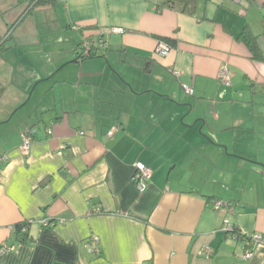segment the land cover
Returning a JSON list of instances; mask_svg holds the SVG:
<instances>
[{"label":"crops","instance_id":"crops-1","mask_svg":"<svg viewBox=\"0 0 264 264\" xmlns=\"http://www.w3.org/2000/svg\"><path fill=\"white\" fill-rule=\"evenodd\" d=\"M29 5L0 0L3 116L37 97L0 144V264H264V246L221 230L228 220L264 241V195L235 183L243 171L264 179V0H197L190 15L162 0ZM99 39L107 49L81 59L82 42ZM135 163L152 173L141 193Z\"/></svg>","mask_w":264,"mask_h":264},{"label":"built area","instance_id":"built-area-1","mask_svg":"<svg viewBox=\"0 0 264 264\" xmlns=\"http://www.w3.org/2000/svg\"><path fill=\"white\" fill-rule=\"evenodd\" d=\"M117 32H121V30H114ZM107 49V45L105 43L104 40L99 39L97 41H92V40H85L82 42V44L80 45V58L84 59V58H88L93 56V52L95 51V49ZM170 47L164 43V42H159L155 48V55L158 57H166L168 56L169 52H170ZM173 75L175 77H178L180 74L178 72H172ZM219 80L222 84L226 85V86H230L231 85V73L229 72L228 69L226 68H222L220 74H219ZM181 89L182 91L187 95V96H193L194 91L191 87L187 86V85H181ZM116 128H112L108 131L107 135L108 136H112L115 132ZM48 134H51L50 131H47ZM33 134L34 131L32 129H29L27 131H24L21 134V147H20V151L23 155H27L31 146V143L33 141ZM5 161V158H1L0 159V164H3V162ZM151 170L149 168H147L145 165H143L142 163H135L134 164V169H133V174L131 176V183L133 184V186L135 187V189L141 193L145 190L147 184L149 183L150 179H151ZM213 209L215 211H220L222 208L226 209L229 213H232V207H230V205L228 204H224L218 201L213 202ZM45 226L49 225L48 222L44 223ZM222 231L226 232L227 234L233 236L234 238L238 239L239 235L237 233H235V227L228 221L225 220L224 224L221 228ZM11 232L15 231L14 227L10 228ZM26 231V227L23 228L22 232ZM240 239L246 243L248 246H264V241L262 239V237L260 235L254 234L251 236H244L240 233ZM94 244H96V246L94 248H92L90 246V244H88L86 246L87 248V252L91 253V254H95L98 255L99 254V245H98V239L94 238ZM11 248H7L4 247L1 251L4 252L6 250H10ZM201 255L205 256V257H209L211 255V251L208 248L203 249V251H201ZM252 256L250 251L245 252L244 254V259L248 260L250 259V257Z\"/></svg>","mask_w":264,"mask_h":264},{"label":"rangeland","instance_id":"rangeland-1","mask_svg":"<svg viewBox=\"0 0 264 264\" xmlns=\"http://www.w3.org/2000/svg\"><path fill=\"white\" fill-rule=\"evenodd\" d=\"M36 98L37 97H33L29 103L25 104L24 102L22 105L14 109L9 115H6V117L3 116V113L5 112L7 107L10 106L11 97L2 98V100L0 101V144L2 143L5 135L10 134V132H13L14 130H16V128L21 127L23 123L30 122V117H28L30 113H28V111H33V103ZM256 102L258 104V107L256 106V112H262L264 109V97L259 98L258 100H256ZM260 121L262 120L257 118L256 123L260 124ZM246 168L248 170L252 169L253 171H255V168L251 165H247ZM232 172H234L233 168ZM238 174L241 175V177L239 179L237 178L238 176L236 177V185L242 186L243 190H246V192L254 190L255 194H258L260 196L264 195V179L255 177L248 171H243ZM237 180H241V182L238 184Z\"/></svg>","mask_w":264,"mask_h":264},{"label":"trees","instance_id":"trees-1","mask_svg":"<svg viewBox=\"0 0 264 264\" xmlns=\"http://www.w3.org/2000/svg\"><path fill=\"white\" fill-rule=\"evenodd\" d=\"M57 0H30V7H42L56 3ZM197 0H162V6L172 7L174 5L179 6L180 12L183 14H193L196 8ZM240 40L246 45L247 49L250 52L251 58L254 61L262 62L263 58L257 46L256 38L247 32L241 34ZM26 226H16L15 232L20 233L23 228ZM235 233L239 235L240 232L235 228ZM241 240V239H240Z\"/></svg>","mask_w":264,"mask_h":264}]
</instances>
